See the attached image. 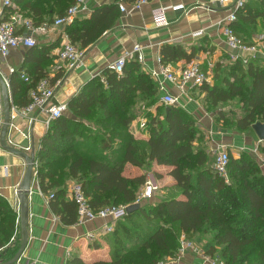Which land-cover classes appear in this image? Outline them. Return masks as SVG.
<instances>
[{
    "label": "trees",
    "instance_id": "obj_1",
    "mask_svg": "<svg viewBox=\"0 0 264 264\" xmlns=\"http://www.w3.org/2000/svg\"><path fill=\"white\" fill-rule=\"evenodd\" d=\"M122 1L133 4L137 0ZM13 2L15 12L25 17L33 13L34 23L40 25L55 19L49 14L54 6L53 13L62 17L75 0ZM236 15L237 21L231 25L244 43L253 44L251 36L259 26L264 27V0H249ZM119 16V7L111 4L94 12L89 20L76 18L68 28L71 41L81 49L89 47ZM160 54L164 63L190 61L195 56L194 51L188 54L183 46L169 44ZM221 69L219 65L213 84L202 87L208 110L223 128L253 132V125L264 123L263 61L244 64L238 60L227 66V72L221 73ZM38 81L30 78L26 93ZM10 84L16 94L19 83L14 76ZM159 99L156 81L140 62L129 60L120 76L105 69L94 77L69 101L68 111L50 124L37 152L38 181L43 192H53L51 205L66 225L78 221L76 203L65 199L69 180L83 185L95 210L135 204L147 175L125 177L127 164L171 167L168 174L178 189V195L148 202L150 205L145 201L136 211L123 215L111 235L110 261L86 263L75 257L70 264H158L165 257H176L182 236L191 241L211 236L209 251L219 254L225 264H264V172L257 158L247 151L236 154L229 149L226 182L214 167L194 116L180 106L168 110ZM139 102L144 103V110L156 106V114L147 115L146 137L131 129L139 117L135 110ZM29 103L28 99L18 106ZM228 108L231 113L226 115ZM259 151L264 155V142ZM19 234L18 212L0 196V259L15 256Z\"/></svg>",
    "mask_w": 264,
    "mask_h": 264
},
{
    "label": "crops",
    "instance_id": "obj_2",
    "mask_svg": "<svg viewBox=\"0 0 264 264\" xmlns=\"http://www.w3.org/2000/svg\"><path fill=\"white\" fill-rule=\"evenodd\" d=\"M248 1L246 0V2ZM1 2L2 0H0V4ZM111 4L119 7L120 16L116 23L89 47L81 49L79 43L75 44L82 50L83 59L77 67L71 70L58 56L66 41L65 36L67 35L71 40L68 33L70 26L57 28L46 35H38L37 46L34 48L20 47L13 49L6 58L0 57V76L9 83L7 87L13 106L23 107L18 104L30 100V97L29 93H26L28 84L21 76L13 75L14 73L10 72L11 68L16 70V74H26L34 82L40 78L49 77L52 85L56 88L57 96L54 102L68 104L88 82L108 69L109 64L121 55L128 53L130 56L132 54L128 61L137 60L136 55L133 54L136 45L142 46L145 62L140 63L154 80L152 72H159L162 65H168L175 72H180L191 63H199L208 76L212 71L215 75L219 65L223 69L233 63L222 35L224 21L232 12L230 4L223 5L219 0H148L140 8H136L134 3L129 4L122 0H87V10L79 14L77 18L89 20L94 12ZM120 5L125 6L124 12L121 11ZM55 8L56 6L49 11L53 19L58 16L57 12L53 13ZM26 17L33 19L34 14L31 13ZM261 34H264V27L259 26L249 41L253 40L252 43L255 44ZM167 44L183 46L188 54L194 51L195 56L190 61L181 59L175 62H159L161 49ZM223 72L224 70H221V73ZM13 76L19 83L16 94L11 90L10 82ZM157 86L161 99L162 92L158 83ZM164 89L167 93L179 98V106L194 116L205 135L204 145L212 154L213 163L215 162L216 149L221 144L228 145V150L231 149L235 153L247 151L255 156L253 150L258 146L259 139L254 131L239 133L223 128L217 121L216 115L208 110L207 94L202 90V87L187 85L185 87L186 94H182L177 86L165 81ZM160 99L158 103L163 104ZM148 110L152 114H156V106ZM18 120L22 121L21 127H25L26 131L16 125ZM142 120L138 117L132 123L131 129L135 134L146 137L147 132L139 127ZM4 121V98L0 85V136ZM39 124L44 126V129H41L43 131L41 135L36 133V127ZM49 127L50 125L45 124L41 117L32 126H29L27 120L14 114L7 131L6 144L29 154L32 150L27 151V148L34 146L37 158L41 141ZM171 170L172 168L168 166L153 165L151 168H140L127 164L123 174L127 178H136L146 174L147 180L151 179L155 182L158 187L163 189L164 193L174 190L173 194L178 195L176 182L168 174ZM25 171L26 162L20 156L4 149L0 143V196L10 203L18 215L21 211L19 187ZM157 174H162V178H157ZM73 183H75L74 180H69L65 189V199L69 201L72 200L71 187ZM143 188L144 186L140 191ZM52 193L43 192L38 177L34 178L31 192L27 195L28 244L21 256V262L25 264H70V261L75 257L83 259L86 263L110 261L112 258V233L107 234L103 230L107 221L98 219L84 224L77 221L75 224L66 225L53 210L49 198ZM156 197H158L157 192L152 200H156ZM202 239L211 240V236H199L194 240L201 242ZM21 240L20 230V234L15 240L19 246ZM189 254L178 258V264H204L200 259ZM6 261L8 260L0 259V264Z\"/></svg>",
    "mask_w": 264,
    "mask_h": 264
},
{
    "label": "built area",
    "instance_id": "obj_3",
    "mask_svg": "<svg viewBox=\"0 0 264 264\" xmlns=\"http://www.w3.org/2000/svg\"><path fill=\"white\" fill-rule=\"evenodd\" d=\"M87 0H75L74 4L69 7L66 13L62 17L55 18L52 22H44L40 25H36L33 19L25 17L13 10V0H2L0 4V57L6 58L9 56L13 49L20 47L34 48L37 46V36L46 35L49 32L62 27L70 26L74 23L77 16L87 10ZM221 4H230L232 7L231 14L224 21L223 37L225 44L229 50V56L232 62L242 61L244 64H248L255 59H261L264 61V36L255 44H246L237 35L235 29L231 24L237 21L236 12L242 9L246 3V0H219ZM148 0H137L134 3V7L140 8ZM122 12L125 11V6L120 5ZM66 41L63 47L59 51V59L64 62L71 70L77 67L83 59V52L68 38L65 36ZM133 54L139 62H145L144 51L141 45H136L133 50ZM132 55V54H131ZM129 54L121 55L117 60L110 63L108 69L117 73L119 76L123 74V69L131 57ZM159 62L162 59L159 57ZM264 63V62H263ZM11 73H15L16 70L11 68ZM153 77L159 85V89L162 92L161 103L166 106H179V98L167 93L164 89V82L168 81L171 84L177 86L182 94L185 93V87L192 85L196 87H203L205 83L209 82V77L206 72L201 68L199 63H191L180 72H175L168 65L160 68V71H153ZM100 76V75H99ZM21 78L25 82H29L30 78L26 74H22ZM102 81L105 82V78L102 77ZM9 85L8 81L6 82ZM186 94V93H185ZM30 103L23 107H16L12 104L10 113L11 117L14 114L20 118H23L29 122V126H32L39 118L44 119L45 124L48 126L50 123L63 116L68 111V104L55 103L56 88L52 85L49 77H44L38 81L35 87L29 91ZM13 112V114H12ZM140 128L142 130L147 129V120L140 122ZM262 141H259V146ZM257 146L253 153L255 154L263 172H264V155L259 151ZM34 147V146H33ZM33 147L27 148V151L32 150ZM229 146L221 144L216 149V157L214 167L218 173L225 177L226 182L228 179V164H229ZM39 160L36 158L34 164V178L38 177ZM158 186L151 179H148L144 185L143 190L137 195L135 204H142L143 202L153 198ZM53 194L49 195V198H53ZM71 199L76 203L78 208V222L84 224L89 221L102 219L107 221L103 230L105 233H113L118 221L125 214L128 206H107L100 210H95L86 195L83 185L79 182H75L71 187ZM93 237V235H90ZM195 250V245L191 240L186 239L183 236L182 249ZM182 252V250H181ZM204 263L210 262L211 264H223L224 261L216 260L212 261L205 257L202 258ZM15 264H25L21 262V258ZM158 264H164L162 262Z\"/></svg>",
    "mask_w": 264,
    "mask_h": 264
},
{
    "label": "water",
    "instance_id": "obj_4",
    "mask_svg": "<svg viewBox=\"0 0 264 264\" xmlns=\"http://www.w3.org/2000/svg\"><path fill=\"white\" fill-rule=\"evenodd\" d=\"M0 85L3 89L4 112H5V121H4L2 131H1V136H0L1 146L7 151L20 156L26 162L25 175L19 187L20 208H21L20 215H19L20 216L19 222H20V230H21V236H22L21 245L19 247L18 252L15 254V256L11 260L1 263V264H15L21 258L28 244L29 221L27 217V210H28V196L27 195L31 192V187H32V183L34 180V164H35L36 156H35L34 147L32 148V152L29 154L17 148L7 146L6 136H7V131L10 125L12 98L9 93L7 84L1 76H0ZM170 108H171L170 106L167 107L168 110ZM253 130L256 136L258 137V139L264 142V123L262 122L256 123L255 125H253ZM140 206H141L140 204L129 205L126 208L125 214H130L136 211L137 209L140 208Z\"/></svg>",
    "mask_w": 264,
    "mask_h": 264
},
{
    "label": "rangeland",
    "instance_id": "obj_5",
    "mask_svg": "<svg viewBox=\"0 0 264 264\" xmlns=\"http://www.w3.org/2000/svg\"><path fill=\"white\" fill-rule=\"evenodd\" d=\"M262 35H264V34H261L260 36H262ZM259 36V35H258ZM264 62V61H263ZM263 65H264V63H263ZM222 68V67H221ZM221 70H224V71H226V70H228L227 69V67L226 68H223V69H221ZM227 72V71H226ZM224 73V72H223ZM208 76H209V83L210 84H213V82H212V80H213V77L212 76H214V72L212 71L211 73H209L208 74ZM56 96H57V94H56ZM140 104H144V103H142V102H139V107L137 108L136 107V109L135 110H139L138 112H139V118H142V119H144V120H147V122H148V118H147V115H149L151 112L148 110V109H146L145 108V110L143 109V105H140ZM143 106V107H142ZM234 108V107H233ZM226 111H228V112H224L226 115L227 114H230L231 113V111H229V108L228 109H226ZM238 110H237V108H235V113L237 112ZM233 112V113H234ZM240 112H238L237 114H239ZM16 125L18 126V127H21V125H23V123H22V121H20V120H18V121H16ZM44 126L43 125H41V124H39V125H37V127H36V133H38L39 135H41L42 134V132L43 131H41V129H44L43 128ZM140 127V126H139ZM22 128V127H21ZM24 131H26V128L24 127V128H22ZM40 130V131H39ZM145 131H146V129H145ZM147 132V131H146ZM20 136V135H19ZM20 138H21V136H20ZM260 141V140H259ZM258 146H259V144H258ZM236 154H238V153H236ZM156 192L158 193V197H156L157 199H162V198H164V197H168L169 195H172V196H175L174 194H173V192H174V190L172 191V192H166V193H164L163 192V189H161V187L159 186L158 187V189L156 190ZM157 199L156 200H147V202H146V204H148V205H150L149 203H154L155 201H157ZM149 202V203H148ZM145 204V205H146ZM211 240H207V239H202L201 240V242H196L195 240H192L191 242L195 245V250H192L191 248L190 249H187L186 251H184L183 249H182V242H183V236H182V238H180V247H179V251L177 252V255H176V257H172V256H168V257H165L163 260H162V263H164V264H178V262H177V259L178 258H182V257H184L186 254H188V253H190L189 255H191V256H194V257H196V259L198 258V259H200L202 262H204L203 261V257H205V258H207V259H209V260H214V261H216V260H220L221 258H220V256H219V254H215V255H212L211 253H210V248H211V245H210V243H212V242H210ZM181 250H182V252H181ZM216 259V260H215ZM204 264H211L210 262H205ZM223 264H225V262L223 263Z\"/></svg>",
    "mask_w": 264,
    "mask_h": 264
}]
</instances>
